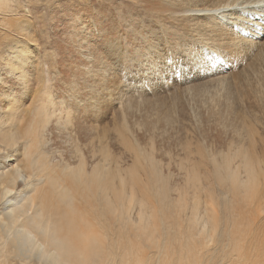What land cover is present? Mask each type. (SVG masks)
Instances as JSON below:
<instances>
[{"label": "bare ground", "instance_id": "obj_1", "mask_svg": "<svg viewBox=\"0 0 264 264\" xmlns=\"http://www.w3.org/2000/svg\"><path fill=\"white\" fill-rule=\"evenodd\" d=\"M130 1L146 24L129 17L113 29L68 6L49 22L74 52L58 82L75 95L103 84L96 41L119 32L130 43L137 91L113 97L110 130L96 123V100L79 113L85 102L71 108V92L68 104L41 92L50 64H36L47 30L37 3L0 0V264H264V0ZM166 53L201 76L169 105L158 97L172 88L158 69ZM52 138L68 147L58 161L45 148ZM219 228L228 240H216Z\"/></svg>", "mask_w": 264, "mask_h": 264}, {"label": "rangeland", "instance_id": "obj_2", "mask_svg": "<svg viewBox=\"0 0 264 264\" xmlns=\"http://www.w3.org/2000/svg\"><path fill=\"white\" fill-rule=\"evenodd\" d=\"M29 1L30 0H10L11 3H13V2H18V4H23L24 3L23 5L28 4ZM32 1L34 3H37L38 10H37L36 15H39V17H41V19L45 23V27L47 28V30L43 29L42 32L41 31L38 32V35H37L38 39L36 41V44L33 46L34 50H35V56H36V58H38L36 64L37 63L41 64V62L44 63L45 59L50 64V68L47 66V64H43L42 65L45 69L43 70V72H41V76H40V79H44L43 80L44 81L43 86L40 83V86L42 87V91L41 92H47L46 93V97H50V99H53L54 101L63 98L64 101L67 102V104L69 103V100H68L69 97H70L69 96V92H71V95L73 97L70 100V102L72 104L71 108H73V109L76 108V104H74V100L73 99H75V100H81L82 99L85 102L82 106L78 105V107L81 106V110L79 111V113H82L83 111L90 110L91 106H89V105H95V103H93V101L90 100V99L99 101L97 103L98 105H95V107L97 109L96 110L97 114L95 113V118L97 119L96 123L99 126H101V125L107 126L110 130H112L113 125H112L111 121L114 118V116L116 115V112L118 111L113 105V101H114L113 97L115 98V96L117 94H119L118 93L119 91L120 92L121 91L131 92L132 94H134V92L136 93L137 88L136 87L133 88L134 84L133 85L131 84V79H135V78L137 79L136 75H139L141 73V72H138L139 67H137L136 61H134V58L132 57L133 51H131L130 43L127 42V40L125 41L124 39H121L120 36H119V32H118V35L116 37H112L111 41L108 42V43L103 41V40H102L103 43H102L101 40L96 41L94 43V44H96V45H94L95 49L99 50L101 55L104 56V60L106 61V63L108 62L107 66H106L107 70L105 71V75H104V81L105 82L103 81V84L99 86V91H98L99 95L98 94H91L90 95V92H89L90 90H88L87 88H85L84 86H81V85L77 86V92L78 93H76V95H75V89H74V93H73L72 92L73 89L70 90V86L69 85H66V87H63L58 82V80H59L58 78H60V75H61V73L58 71V69L60 68L59 67L60 64L61 63H63V64L69 63V60L70 61H74V56H73L74 52L72 54L71 50L70 51H66V50H68V48H65V47H68L66 45V42H65L67 40L64 41V39L62 37H59V39L54 38V35L51 33L52 31L50 32V26L51 25L49 24V22H50L51 16L52 17H57V12L60 13L59 10H65V6H68V9H66L65 13L69 12V13L75 15L76 13H78L77 11L79 10V14L82 15V16H79V17L84 18L82 20H87V19L92 18L94 16L93 18H96L95 19L96 22H103L105 24H108L109 27L112 26L111 28H113V29H115V24L117 23V21H118V23H121V22L122 23H126L127 20L128 19L130 20L131 18H132V21H133L134 24H136V23L146 24V22L138 21L136 19V17L134 16L135 10L133 8L134 6H132L133 1H130V0H41V1L40 0H32ZM134 1H136V0H134ZM52 2H54L55 6H52L53 5ZM74 9H75V12H74ZM100 12L101 13L103 12L104 14L102 13V15H100ZM84 15H86V16H84ZM60 17L62 18V20H61L62 22L60 21L62 23V25H63L62 27L65 28V26L68 24V22H67V18L68 17H67V15H66L67 18L63 17L62 15ZM104 17H106V18L109 17L110 19L109 18L106 19ZM120 17H121V19H120ZM126 17H128V18H126ZM129 17H131V18H129ZM63 18H65V19H63ZM129 22L130 21H128L127 23H129ZM65 23H67V24H65ZM62 35L63 34L61 33L60 36H62ZM52 36H53V38H52ZM117 37L120 40H118ZM41 42H43L44 44L41 43ZM117 43H119V44H117ZM41 44H42V46H41ZM37 45L39 46V48H38ZM44 46H46V47L44 48ZM125 46H126V48H125ZM40 47H43V48H40ZM36 49H38V50H36ZM42 49H43V51H42ZM49 49H51V50H49ZM95 49H91V51H93ZM57 50H58V52H57ZM114 51H115V53H113ZM124 51H126V52H124ZM50 52H52V53H50ZM63 52H65V53H63ZM113 56H114V58L116 56V58L114 59ZM175 56H176L175 53L174 54H171V53L164 54L163 59L159 60V66H158V69H160V70L162 69L163 72L167 73L166 74V78H168L170 87H172L170 90L167 91V93L165 95H163V96H165V98H163L162 95L158 96L161 101H163L165 104H168V105H169V102L171 101L172 95L177 93L180 90L181 87H183L185 84H187L184 79H188L189 78L190 82H193V80H196V79H201L200 78L201 76L196 74L195 72H193L190 68L188 69V67H180V66H177V64L171 63L174 60H176ZM65 57H66V59H69V58L70 59L67 61L65 59ZM43 58H45V59H43ZM47 59H49V60H47ZM63 60H65V61H63ZM170 60H172V61H170ZM161 62H163V63H161ZM176 62H177V60L175 61V63ZM164 66H167L168 68L164 67ZM37 67H40V65L37 66ZM165 68H167V69H165ZM230 70H232V69H229V71ZM54 72H56L58 74L54 75ZM233 72H235V71H233ZM39 73L40 72H38L37 75ZM48 77H49V80H48ZM175 78H177V79H175ZM124 79H126V80H124ZM153 79H155V78L153 77ZM170 79H171V81H170ZM155 80L157 81V79H155ZM190 82H188V83H190ZM111 84L112 85L114 84L113 85L114 87ZM121 87H122V89H121ZM230 87H233V86L231 85ZM35 88H36V83H34L33 86H32V89H35ZM239 88H240L241 97L242 98L243 97H247V90H246L247 88H244V87H239ZM64 90H65V92H63ZM107 93H108V95H107ZM14 94L16 96H20V92L19 91H15ZM109 94L111 95V97H108ZM101 95H102V97H101ZM104 96H105V98H104ZM87 98H88V100H86ZM105 100H106V102H105ZM233 100H234V97H232V96L228 97V101L226 100L227 109H228V111L226 109L227 112H230V110H229L230 109V105L233 108ZM106 107H107V109H106ZM115 110H116V112H114ZM175 111H176L177 114L175 112H173L174 116L177 115L178 116V117L176 116L177 119H180L181 118L180 112L178 110H175ZM76 115H77L76 111L73 112V114L71 116L69 114L70 118L68 117V123H63L62 122L63 125L65 127L72 126L73 125L72 123H74V121H75L74 118H76ZM197 120L199 121V120H201V118L200 119L197 118ZM159 124L160 123H158L157 125H159ZM110 125H112V126H110ZM135 132L137 134L141 133V131H139V132L135 131ZM48 136H49V134H47V132H45V134L43 135L44 138L48 137ZM59 143H60V141L58 140V138L57 139H55V138L53 139L52 138V140L50 142H48L47 145H45V148H46V146L48 148L51 147L50 150L52 152L50 151L51 152L50 154H51V158H52L53 161L54 160L58 161L59 160L58 157H64L67 154L66 152L68 151V147H65L62 143H60V146H59ZM111 148L113 149V151L114 150L116 152L118 151V149H116L117 148L116 146H111ZM168 155H169V159L170 158L172 159L173 156H174L173 153H169ZM169 167H170L171 171H173V172L175 171L176 167L174 166L173 163H171ZM215 184H219V183L216 182ZM216 187L218 188V191L221 194L224 193V192H222L223 190H222L221 186L216 185ZM227 198L228 197L221 198V201L223 203L228 202ZM157 205H158V203H157ZM227 206L228 205L219 204V209L220 210H222L223 208L227 209ZM183 210H186V207H183ZM188 212H189V210H187V213ZM222 233L226 235V239L228 240L229 239V232L227 231L226 228H221V229L219 228V231L216 234V240H217V237L218 238L221 237L220 239H225V237L223 236ZM215 246L217 247V245H215Z\"/></svg>", "mask_w": 264, "mask_h": 264}, {"label": "snow or ice", "instance_id": "obj_3", "mask_svg": "<svg viewBox=\"0 0 264 264\" xmlns=\"http://www.w3.org/2000/svg\"><path fill=\"white\" fill-rule=\"evenodd\" d=\"M0 67H3V64H2V62H0ZM97 102H99V101H97Z\"/></svg>", "mask_w": 264, "mask_h": 264}]
</instances>
